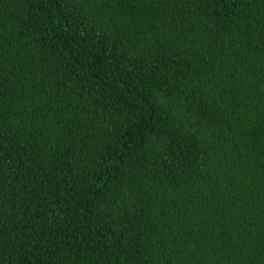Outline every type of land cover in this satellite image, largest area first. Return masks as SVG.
Here are the masks:
<instances>
[{"label":"trees","instance_id":"obj_1","mask_svg":"<svg viewBox=\"0 0 264 264\" xmlns=\"http://www.w3.org/2000/svg\"><path fill=\"white\" fill-rule=\"evenodd\" d=\"M0 264H264V0H0Z\"/></svg>","mask_w":264,"mask_h":264}]
</instances>
